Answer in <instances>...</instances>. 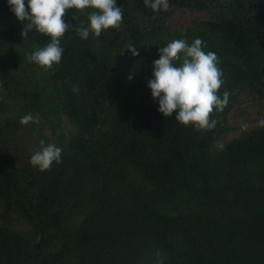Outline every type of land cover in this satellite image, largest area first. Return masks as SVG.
Instances as JSON below:
<instances>
[{
  "label": "trees",
  "instance_id": "1",
  "mask_svg": "<svg viewBox=\"0 0 264 264\" xmlns=\"http://www.w3.org/2000/svg\"><path fill=\"white\" fill-rule=\"evenodd\" d=\"M116 3L119 29L69 31L45 71L26 57L51 38L33 28L23 39L0 0V264H155L157 250L164 264H264V0H169L159 13ZM196 38L218 57V94L230 93L206 133L165 117L147 86L159 47ZM239 104L260 124L231 127ZM26 114L39 124L21 125ZM40 140L63 148L45 171L30 164ZM20 144L32 153L21 163Z\"/></svg>",
  "mask_w": 264,
  "mask_h": 264
},
{
  "label": "clouds",
  "instance_id": "2",
  "mask_svg": "<svg viewBox=\"0 0 264 264\" xmlns=\"http://www.w3.org/2000/svg\"><path fill=\"white\" fill-rule=\"evenodd\" d=\"M10 10L23 23L20 35L27 38L35 28L43 36L50 37V42L27 55L30 63L45 69H51L60 63L64 49L60 46L61 38L69 31L75 32L82 39L90 35L100 37L102 31L110 28L119 29L123 21L122 7L116 0H7ZM145 7L154 13L167 11L169 0H143ZM94 9L88 13L87 21L80 26L65 22L68 10L83 14L85 9ZM30 10V11H29ZM126 49L134 56L139 55L136 47L127 45ZM159 58L153 62L152 78L147 86L153 99L158 100V111L165 117L175 113V120L184 126L192 125L196 131L207 132L215 128L217 121L210 119L214 110L223 111L227 106L230 93L225 91L223 97L218 94L224 81L223 73L218 67V57L212 51H204V41L196 38L191 45L185 39H175L158 49ZM129 80L132 79L130 75ZM2 86V85H0ZM73 92L78 87L73 85ZM39 117L26 114L19 123L39 124ZM63 148L55 143L39 141V147L30 158V164L40 171L49 170L53 162L61 163ZM165 257L157 250L155 264H164Z\"/></svg>",
  "mask_w": 264,
  "mask_h": 264
},
{
  "label": "rangeland",
  "instance_id": "3",
  "mask_svg": "<svg viewBox=\"0 0 264 264\" xmlns=\"http://www.w3.org/2000/svg\"><path fill=\"white\" fill-rule=\"evenodd\" d=\"M262 112L261 114L264 116V111H260ZM262 117L259 114V111L256 108H252L251 106L248 105H241L239 104L238 106H236V108H234L228 115V121H229V125L231 127H236V128H247L250 126H254L257 124H260V122L262 121ZM257 118H260L257 120ZM61 132H63L65 135L69 136L72 135L75 130L74 128L68 123V121L63 118L62 120V125H61ZM59 131H56V134ZM45 136L49 137V132L44 131ZM18 147L20 148L19 151H13V155L15 157V159L21 163V162H25L26 158L28 155H31V151L27 148V146L20 144L18 145ZM28 150V151H27ZM170 214H177V213H184L185 210H183L182 207H171L169 210ZM82 214L78 217H76L74 219V224L79 223V221L82 218Z\"/></svg>",
  "mask_w": 264,
  "mask_h": 264
}]
</instances>
